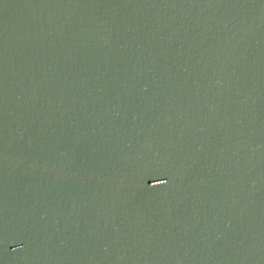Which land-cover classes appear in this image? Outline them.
Listing matches in <instances>:
<instances>
[{
    "label": "water",
    "instance_id": "95a60500",
    "mask_svg": "<svg viewBox=\"0 0 264 264\" xmlns=\"http://www.w3.org/2000/svg\"><path fill=\"white\" fill-rule=\"evenodd\" d=\"M0 264H264V0H0Z\"/></svg>",
    "mask_w": 264,
    "mask_h": 264
}]
</instances>
